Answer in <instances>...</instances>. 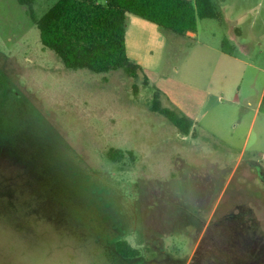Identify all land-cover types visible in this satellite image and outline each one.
I'll return each mask as SVG.
<instances>
[{
	"label": "rangeland",
	"instance_id": "374dc122",
	"mask_svg": "<svg viewBox=\"0 0 264 264\" xmlns=\"http://www.w3.org/2000/svg\"><path fill=\"white\" fill-rule=\"evenodd\" d=\"M57 1L0 0V264H133L113 254L116 241L138 250L136 264H264V107L255 120L253 110L264 73L252 65L264 64L252 41L264 26L244 16L249 64L230 67L164 31L147 84L66 68L37 27ZM229 4L222 23H199L200 40L231 35L237 5L264 15V1ZM164 84L196 111L191 100L213 93L197 142L153 111ZM239 86L251 110L232 101Z\"/></svg>",
	"mask_w": 264,
	"mask_h": 264
},
{
	"label": "trees",
	"instance_id": "16d2710c",
	"mask_svg": "<svg viewBox=\"0 0 264 264\" xmlns=\"http://www.w3.org/2000/svg\"><path fill=\"white\" fill-rule=\"evenodd\" d=\"M26 0H19L26 4ZM134 15L163 30L179 36L196 33L199 20L219 19L220 12L212 0H58L37 22L42 45L53 51L70 70H88L95 74L123 70L129 77L144 75L142 68L127 54V16ZM230 43L224 40L222 50L228 55ZM156 90L153 111L164 116L183 135L193 124L177 109L164 107ZM264 106V97H263ZM110 150L108 157L117 161L123 156ZM251 213V212H250ZM252 214V213H251ZM113 254L127 263L144 259L125 241L114 243Z\"/></svg>",
	"mask_w": 264,
	"mask_h": 264
},
{
	"label": "crops",
	"instance_id": "0c3cea01",
	"mask_svg": "<svg viewBox=\"0 0 264 264\" xmlns=\"http://www.w3.org/2000/svg\"><path fill=\"white\" fill-rule=\"evenodd\" d=\"M213 1V0H212ZM231 0H218V2H214L215 6L217 7L218 11L220 12V18L219 19H205V20H213L217 21L218 23H222L224 21L226 11L227 15H229V12H231L234 4H229ZM264 0H260V2H263ZM238 2V1H236ZM236 6V5H235ZM238 8V9H237ZM256 7H252L250 12H248L246 9H242L237 5L236 7V20L237 25L234 26L232 29L231 35H220L217 37L216 33L212 34L211 41H202L199 39V23L203 22L204 20L198 21L197 26V32L196 33H187L186 36H182L183 38H188L191 40L196 41L195 48L203 47V50L205 53L207 52H214L215 53V59L218 60L221 64H225L228 67L231 66V63H238L240 65H248L247 61L240 58L238 56V50L240 47H244L246 44L242 43L243 40H246L243 31L241 30L240 24L242 22H245L244 16L250 14L252 12L251 17V26L254 28H257L259 26V23L264 26V15L260 16L261 12L258 10H255ZM264 30V29H263ZM167 30H163L157 25L146 21L144 19H141L134 15H128L127 16V27H126V47H127V54L128 57L134 61L136 64H138L142 70L143 73L146 76L147 67L146 65H150L149 62L153 63V60L150 58V56H154L156 51H162L164 41H165V32ZM254 34L252 36V41L255 45V47L258 48V52H264V32L255 34V32L252 31ZM224 40H227L230 43V52L232 55H228L223 52L222 50V43ZM260 58V57H259ZM264 61V60H262ZM255 64L256 69L259 71H262L264 73V64L260 65L259 63H252V65ZM147 77V76H146ZM148 78V77H147ZM252 84V81L250 82ZM161 87V91L166 94L167 98L171 102V105L174 106L177 110L182 112L185 116H187L192 124L193 127L191 129V132L188 136H184V140L187 138H192L194 142H197L200 139V135L197 133V127L200 124L201 119L206 114L207 107L212 101L213 93L211 91L206 90V96L201 100H196L198 102H194V104L197 106L199 103L197 111L195 108H189L186 109L183 107L182 103L177 99L174 95H171V92L168 91L167 85H158ZM209 88V87H207ZM240 90H242L241 86H239L238 91L235 93V95L232 97V101L234 103H242L245 102L247 104L246 110H251L253 105V97L248 94L246 97H241ZM263 97H264V83L261 87V91H259V94L257 96V103L254 107V120L256 117L262 112L263 110ZM219 101L220 102H226L227 99L225 96L219 95ZM245 108H242V110ZM205 110V111H204ZM254 120L252 121V124H254ZM206 140V138L204 137ZM249 169H254V166H250ZM259 174V173H257ZM215 214V213H214ZM213 213L211 215V219L215 216Z\"/></svg>",
	"mask_w": 264,
	"mask_h": 264
},
{
	"label": "flooded vegetation",
	"instance_id": "af4514ba",
	"mask_svg": "<svg viewBox=\"0 0 264 264\" xmlns=\"http://www.w3.org/2000/svg\"><path fill=\"white\" fill-rule=\"evenodd\" d=\"M240 214H241V215L244 214V211L241 212ZM240 214H235V213H233V214H231V215L229 216V218H230V219H236V218L239 219L240 216H241ZM247 229H248V228H247ZM234 243H235V242H234ZM232 246L235 247V245H231V247H232ZM196 253H197V254L199 253V248H198V251H197ZM197 254H196V255H197ZM202 258L204 259V257H200V258H198L196 261H198V263H200V262L202 261L201 263L205 262V264H206V262H207L208 260L206 259V261H204ZM205 258H208V259L213 258V255H212L210 252H207V253L205 254ZM236 261H237V260H236ZM254 261H255V260H254ZM198 263H197V264H198ZM236 263H237V262H236ZM191 264H195V262H194V263L192 262ZM207 264H208V262H207Z\"/></svg>",
	"mask_w": 264,
	"mask_h": 264
}]
</instances>
